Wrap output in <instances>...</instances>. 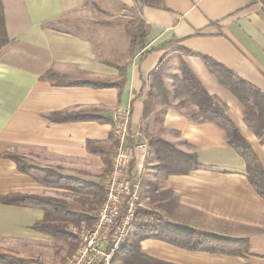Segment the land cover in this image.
Listing matches in <instances>:
<instances>
[{"label": "crops", "instance_id": "crops-1", "mask_svg": "<svg viewBox=\"0 0 264 264\" xmlns=\"http://www.w3.org/2000/svg\"><path fill=\"white\" fill-rule=\"evenodd\" d=\"M0 3L8 39L0 46V196L57 197L72 211L86 209L82 193L42 184L7 155L102 187L115 142L113 117L129 106L130 169L140 181L142 209L172 224L248 240L243 255L190 251L156 239L142 240L140 253L168 264H264V200L247 180L244 160L219 125L195 118L196 106L180 101L183 63L207 93L226 105L227 117L264 169V140L202 58L264 94V0H164L163 8L139 0ZM141 25L144 42L133 47L130 32ZM53 113L88 118L55 121L49 118ZM151 139L195 154L200 166L165 176ZM88 143L100 151L89 150ZM85 213L91 218L92 212ZM43 216L39 207L0 202V252L34 264L69 255L62 238L33 229ZM79 225L68 226L72 236ZM111 264L130 263L118 258Z\"/></svg>", "mask_w": 264, "mask_h": 264}, {"label": "trees", "instance_id": "trees-1", "mask_svg": "<svg viewBox=\"0 0 264 264\" xmlns=\"http://www.w3.org/2000/svg\"><path fill=\"white\" fill-rule=\"evenodd\" d=\"M141 3L152 7H164V0H139ZM0 27L3 45L8 42L3 29V14L0 3ZM145 30L141 25L130 32L131 45L142 46L144 42ZM207 67L216 74L219 82L226 86L229 91L241 102L244 107V120L252 129L260 141L264 140V94L249 82L238 77L234 72L223 65L215 62L207 56H202ZM181 84L184 94L192 104L196 106L195 118L214 122L226 133L227 143L244 160L246 166V176L252 188L264 200V169L258 160L250 144L243 138L238 129L226 115V105L216 97L207 93L193 73L183 63L180 65ZM75 85L98 86L90 82H74ZM101 86V85H100ZM55 121H71L87 119V116L79 113L62 115L53 113L49 116ZM151 146H156V152L160 158L158 168L165 176L171 174H186L200 166L196 155L193 153H183L170 144L160 140L151 139ZM89 150L100 151L96 147ZM18 169L39 179L42 184L62 187L74 192L82 193L84 201L88 203L86 209L72 211L65 199L28 194L9 193L0 196L3 204L35 206L43 210L42 220L34 223L33 229L52 236L53 238L67 239L72 237L68 230L70 224L79 225L81 222L90 223L91 218L85 212L96 210L103 201V188L96 184L78 179L61 177L50 170H39L24 163L20 156L8 154ZM92 196V199L90 198ZM138 216H149L151 220L139 221L134 224L132 231L127 235L124 243L115 253L112 260L122 259L130 264H168L153 261L140 253L139 243L144 239H156L174 246L190 250L202 251L212 254L243 255L248 251V240L246 238H233L217 235L210 232L201 231L196 228L185 227L172 224L164 220L157 213L140 209ZM0 262L7 264H34L33 260L14 257L0 252Z\"/></svg>", "mask_w": 264, "mask_h": 264}, {"label": "built area", "instance_id": "built-area-1", "mask_svg": "<svg viewBox=\"0 0 264 264\" xmlns=\"http://www.w3.org/2000/svg\"><path fill=\"white\" fill-rule=\"evenodd\" d=\"M130 107L120 108L113 117L114 148L111 166L102 181L104 198L92 211L90 224L74 227L76 246L62 261L54 264H111L134 224L151 220L141 218L143 208L140 181L132 177V146L127 143Z\"/></svg>", "mask_w": 264, "mask_h": 264}, {"label": "rangeland", "instance_id": "rangeland-1", "mask_svg": "<svg viewBox=\"0 0 264 264\" xmlns=\"http://www.w3.org/2000/svg\"><path fill=\"white\" fill-rule=\"evenodd\" d=\"M1 42H2V35H1V27H0V44H1ZM1 46V45H0ZM183 91V90H182ZM184 96V97H183ZM181 99H180V101H181V103H183V104H186V102L188 101L187 100V98H186V95L183 93L182 95H181V97H180ZM85 224H87V223H85ZM88 224H90V223H88ZM81 225V224H80ZM79 225V226H80ZM62 240H64V243L63 244H67V250L69 251L68 253H72V251L74 250V246H75V244H76V242H75V236L73 235L72 237H70V238H67V239H62ZM70 253V254H71ZM69 254V255H70ZM69 255H67L66 257H68ZM65 257V258H66ZM64 258V259H65ZM63 259V260H64ZM60 261H62V260H60ZM52 264H54V262L52 263Z\"/></svg>", "mask_w": 264, "mask_h": 264}]
</instances>
